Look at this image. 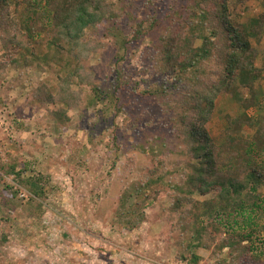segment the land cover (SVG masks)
Here are the masks:
<instances>
[{
    "label": "trees",
    "instance_id": "16d2710c",
    "mask_svg": "<svg viewBox=\"0 0 264 264\" xmlns=\"http://www.w3.org/2000/svg\"><path fill=\"white\" fill-rule=\"evenodd\" d=\"M171 1L176 24L166 25L155 14L137 20L128 0H0L1 72L28 69L46 75L33 99L44 108L58 106L50 115L59 122H67V110L81 113L100 105L103 114L116 115L123 109L118 94L129 83L121 70H115L111 85L102 86L95 80L90 58L107 48V41L123 50L160 29L153 44L160 81L137 94L151 100L168 120L132 145L131 151L149 159L150 165L138 183L121 194L116 224L127 233L143 226L148 222L146 202L161 194L170 202L165 218L175 221L167 233L176 236L177 261L198 263L200 257L193 251L205 250L215 264H264V248L253 242L260 227L264 229V223L259 226L264 209L255 202L264 185V108L255 118L243 114L235 121L228 119L230 132L222 144H216L206 129L221 94L243 111L257 106L253 89L264 68L255 66L251 41L259 42L264 33V10L239 24V0ZM156 2L147 0L149 5ZM124 18L133 24L129 34L121 28ZM245 129L251 131L249 138L243 135ZM20 172L13 165L5 169L34 198H42L39 183H23ZM176 177L179 180H173ZM0 185V208L10 210L16 193L1 179ZM211 193V200L194 198ZM244 195L253 208L244 203ZM220 235L224 239L218 240ZM5 240L0 234V246Z\"/></svg>",
    "mask_w": 264,
    "mask_h": 264
},
{
    "label": "rangeland",
    "instance_id": "374dc122",
    "mask_svg": "<svg viewBox=\"0 0 264 264\" xmlns=\"http://www.w3.org/2000/svg\"><path fill=\"white\" fill-rule=\"evenodd\" d=\"M239 1L242 3L230 0L237 5L239 24L264 10V0ZM128 2L137 20L155 14L166 25L176 24L169 10L171 0H157L152 5L147 0ZM132 25L124 18L121 28L129 34ZM160 32L156 29L150 37L132 42L123 50L114 49L107 41V48L92 56L89 65L95 80L104 87L111 85L115 70L124 73L129 87L118 94L123 109L116 115L103 114L105 109L101 105L81 113L67 110V122H59L50 115L58 106L44 108L34 102V91L47 76L28 69L8 68V73L1 72L4 62L0 50V179L16 193L10 200V210L0 208V234L6 237L0 246V264L182 262L177 261L178 249L173 246L176 236L167 233L175 221L165 218L164 209L170 203L166 196L160 194L156 201L146 202L144 212L148 222L130 233L121 230L115 220L121 194L134 187L150 165L149 159L131 151L132 145L168 120L151 100H142L137 94L146 85L160 81L154 70L157 55L153 48ZM251 46L256 53L255 66L264 68V33L259 42L251 41ZM253 94L257 106L246 111L223 94L215 99L206 129L216 144H222L230 132L228 119L235 121L243 114L249 118L261 115L264 74L256 81ZM250 134L249 129L243 132L248 138ZM112 141L116 146H112ZM10 165L21 171L23 183L27 180L39 183L42 198H34L13 175L5 174ZM245 197L244 203L253 208V201ZM257 197L255 202L264 209V185L258 188ZM138 198L137 201L141 199L139 195ZM194 198L211 200L213 193L196 194ZM5 219L7 223L3 222ZM259 221V226H263L264 217ZM222 239L224 236H218V240ZM253 242L255 247L264 248V229L260 227ZM193 253L200 261L192 263L186 259L189 264H215L209 252L194 250Z\"/></svg>",
    "mask_w": 264,
    "mask_h": 264
},
{
    "label": "built area",
    "instance_id": "2783aa9c",
    "mask_svg": "<svg viewBox=\"0 0 264 264\" xmlns=\"http://www.w3.org/2000/svg\"><path fill=\"white\" fill-rule=\"evenodd\" d=\"M20 197H24V195L21 194ZM173 264H189V262L188 261H182V262H175Z\"/></svg>",
    "mask_w": 264,
    "mask_h": 264
}]
</instances>
